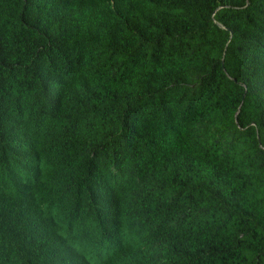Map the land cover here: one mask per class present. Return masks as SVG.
<instances>
[{
  "label": "trees",
  "instance_id": "16d2710c",
  "mask_svg": "<svg viewBox=\"0 0 264 264\" xmlns=\"http://www.w3.org/2000/svg\"><path fill=\"white\" fill-rule=\"evenodd\" d=\"M0 264H264V0H0Z\"/></svg>",
  "mask_w": 264,
  "mask_h": 264
}]
</instances>
